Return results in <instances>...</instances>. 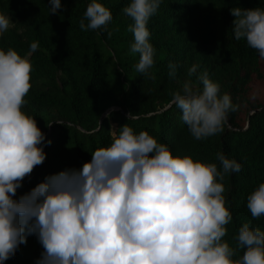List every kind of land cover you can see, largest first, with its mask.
Listing matches in <instances>:
<instances>
[{"label":"clouds","instance_id":"obj_1","mask_svg":"<svg viewBox=\"0 0 264 264\" xmlns=\"http://www.w3.org/2000/svg\"><path fill=\"white\" fill-rule=\"evenodd\" d=\"M161 2L129 0L121 9L133 21L129 51L139 54V73L154 63L147 24ZM48 4L49 13L62 7L61 0ZM230 12L234 39L243 38L264 59V7L235 6ZM111 20L101 0H90L79 27L107 31ZM9 24L10 17L0 11V34ZM37 47L31 43L24 55L0 47V264L28 235H35L43 249L35 264H264V230L251 221L238 228L234 246L223 239L233 217L222 181L226 174L238 173L241 164L223 152L216 154L219 166L174 154L167 143L146 131L135 132L127 123L111 133L109 145L91 152L90 161L48 174L16 197L51 143L23 107L30 89V56ZM176 67L169 64V76ZM196 69L193 64L187 75ZM198 79L202 88L186 81L172 95L196 140L223 131L229 112L238 108L207 72ZM246 208L253 219L264 216V182L247 196Z\"/></svg>","mask_w":264,"mask_h":264},{"label":"trees","instance_id":"obj_2","mask_svg":"<svg viewBox=\"0 0 264 264\" xmlns=\"http://www.w3.org/2000/svg\"><path fill=\"white\" fill-rule=\"evenodd\" d=\"M89 2L61 0L62 7L49 13L48 0H0V11L10 17L0 47L24 55L31 43L38 45L30 56L23 107L51 141L44 147V161L24 177L16 197L48 174L81 167L127 123L167 143L174 154L218 166V152L234 158L241 170L222 181L233 217L223 239L234 246L238 228L248 221L264 230V216L253 219L246 208L247 196L264 182V59L243 38L234 39L230 12L235 6L264 7V0H162L147 24L155 54L146 73L136 71L139 54L129 51L133 21L121 11L129 0H101L112 13L107 31L80 29ZM170 63L177 66L174 76H169ZM193 64L196 73L189 77ZM204 72L238 108L229 112L223 131L196 140L172 95L186 81L202 88L198 77ZM42 250L36 236L28 235L4 264H35Z\"/></svg>","mask_w":264,"mask_h":264}]
</instances>
